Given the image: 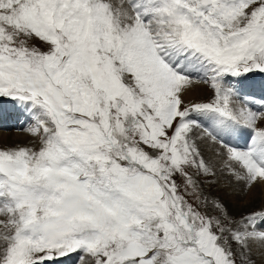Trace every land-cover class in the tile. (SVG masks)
Returning <instances> with one entry per match:
<instances>
[{
	"label": "snow or ice",
	"instance_id": "obj_1",
	"mask_svg": "<svg viewBox=\"0 0 264 264\" xmlns=\"http://www.w3.org/2000/svg\"><path fill=\"white\" fill-rule=\"evenodd\" d=\"M257 90L264 0H0V101L35 138L0 149V264H255L264 208L204 185L264 187Z\"/></svg>",
	"mask_w": 264,
	"mask_h": 264
},
{
	"label": "bare ground",
	"instance_id": "obj_2",
	"mask_svg": "<svg viewBox=\"0 0 264 264\" xmlns=\"http://www.w3.org/2000/svg\"><path fill=\"white\" fill-rule=\"evenodd\" d=\"M256 80H257V82H260L261 77L257 76ZM201 90H202V86H200V84H195L192 88V91L185 95L186 99L191 98L192 95L196 96L197 94H198V96L200 95V97H205L207 91L204 90L205 92H203ZM257 92H258V96H256V97H259L260 96L259 90H257ZM207 95H209V94H207ZM12 114L17 115L18 117L22 116V118L24 117V120L28 119L27 113H24L22 111V109L18 105H16L14 102L9 101V100H4V101L0 102V119H4V118L7 119V117L12 118L13 117ZM24 120H23L22 126L26 127V121H24ZM15 121H16V118H15ZM25 136H26V134L24 132L22 133L21 131L3 133V134H0V142L4 143L5 146H7V148L8 147L9 148H15L18 146L19 147H28L32 143V141H31L32 138L31 139L26 138ZM233 139H234L233 144L240 145L241 148L243 146H245L246 135H242V136H239V137H236ZM0 147H2V146H0ZM217 151H221L219 149V147L209 143L205 148V157L219 167L220 162H221V157L216 156L215 153ZM217 179L222 181V182H220L221 184L218 185L217 187L221 188L220 186L222 185V183L224 185H226V188H227L226 191L231 193L230 199H232L233 197H236L237 199H242L244 197L246 198V197L250 196L252 198L251 202L254 205L256 203V201H258L257 200L258 199V193L263 191V187L259 184L256 185L255 187H252L250 191L244 190L242 184H238L234 180H230V178L227 177L226 175H221L220 173L217 176ZM252 207L254 209V206H252ZM245 210H246V208L244 207L241 210H237L235 212H234V210L229 209L228 212H230L232 215H240V214L242 215V214H244ZM252 258H253L255 264H259V261H263L264 250H260L258 248L254 249ZM70 261H71V259H70Z\"/></svg>",
	"mask_w": 264,
	"mask_h": 264
},
{
	"label": "rangeland",
	"instance_id": "obj_3",
	"mask_svg": "<svg viewBox=\"0 0 264 264\" xmlns=\"http://www.w3.org/2000/svg\"><path fill=\"white\" fill-rule=\"evenodd\" d=\"M33 44H34V46H36L37 48H39L41 50H46V46L43 45L39 41H33ZM200 86H202L201 91H203V92L207 91L205 97H200V95L198 96V94L196 95L197 97L192 95V97L188 98V99H186V97H184L185 103L190 104V103H199V102H207L208 101L209 97L211 96V90L209 89V87L207 85L200 84ZM207 94H209V95H207ZM256 96H258V92H256ZM262 103H264V101ZM258 106H259V104L254 105V107H258ZM12 115L14 118H16V121L12 120V121H14V124H12L11 126L8 125L9 123L7 122V120L5 118L0 119V134L9 133V132H19V131H21L22 133L24 132L26 134V136H25L26 138H30V139L32 138L31 139L32 143L28 147H33V144L35 142V138L28 131V129L31 126V120L30 119L24 120V117L22 118V116L18 117L15 114H12ZM7 119H9V117H7ZM10 120H11V118H10ZM23 120L26 121V127L22 126ZM28 126H29V128H28ZM8 127H10V128H8ZM233 140L234 139H232V141H231L232 144H233ZM0 146H2V147H0V149L7 148V146H5V144L2 142H0ZM236 146L240 147V145H236ZM218 175H219V173H218ZM220 182H222V181L219 180L218 184H214L212 186H208L207 184H205L204 185V192L206 195H208L210 197H215L221 203H223L227 212L229 211V209L234 210V212H235V211L241 210L242 208L245 207L246 210L244 211V214H242V215H246V214L251 213L253 211H258L261 208H264V187H263V191L258 193V199H257L258 201H256V203L253 205L251 202L252 198L250 196H248L246 198L244 197L242 199H237L236 197H233L232 199H230L231 193L226 191V189H227L226 185H224L222 183V185L220 186L221 188L217 187L218 185L221 184ZM252 206H254V209ZM228 214L232 217H235V218H239L241 216V214L240 215H232L230 212H228ZM70 259H71V261H70ZM70 259L65 260L64 264H74V263L77 264L78 263L77 257H72ZM259 264H264V258H263V261H259Z\"/></svg>",
	"mask_w": 264,
	"mask_h": 264
}]
</instances>
